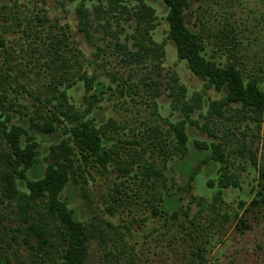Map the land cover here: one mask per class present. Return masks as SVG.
Wrapping results in <instances>:
<instances>
[{
	"label": "rangeland",
	"instance_id": "374dc122",
	"mask_svg": "<svg viewBox=\"0 0 264 264\" xmlns=\"http://www.w3.org/2000/svg\"><path fill=\"white\" fill-rule=\"evenodd\" d=\"M191 2L188 26L204 34L208 57L259 79L264 92V0ZM144 4L155 13L151 38L163 46L160 68L136 57V2L0 0V114L38 144L39 164L28 177H43L54 145L68 143L79 152L71 131L76 117L90 119L114 161L106 169L96 159L85 166L78 155L83 179L62 194L78 219L103 231L90 242V264H264V113L234 103L212 110L226 91L180 60L169 39L167 5ZM175 76L186 90L182 102L201 96L200 108L187 113L180 103L173 109ZM181 122L186 156L164 168L160 140L172 148V125ZM214 147L227 163L209 161ZM8 151L0 135V264H54L51 251L61 262L62 252L37 246L18 201L6 193ZM223 169L239 187L223 189L214 203ZM170 199L178 207L167 210ZM198 245L204 261L197 259Z\"/></svg>",
	"mask_w": 264,
	"mask_h": 264
},
{
	"label": "trees",
	"instance_id": "16d2710c",
	"mask_svg": "<svg viewBox=\"0 0 264 264\" xmlns=\"http://www.w3.org/2000/svg\"><path fill=\"white\" fill-rule=\"evenodd\" d=\"M74 2L77 0H66ZM100 3L105 1L117 5L124 0H93ZM139 5L135 14L140 20L137 27V52L139 60H152L153 66L160 68L161 60L164 56L163 46L157 45L151 38L153 21L155 20L154 10L144 4L145 0H128ZM164 2L169 8L167 17L169 23V39L172 40L178 51L180 60L187 63L189 69L200 79L212 85L217 91H226L223 100L213 101L212 110H221L230 104H239L244 109H250L253 113H264V92L259 87L260 80L256 78L248 79L242 72L230 64L222 66L208 57L204 34L201 30L196 31L188 26V11L192 9L191 0H158ZM124 7V6H122ZM202 24V20L199 19ZM152 27V28H151ZM195 27V26H194ZM177 85L172 86V107L177 110L180 103L188 112H193L200 108L201 96H198L192 103L182 102L181 96L185 95V88L179 84V79L174 78ZM89 89L91 87H88ZM61 106L68 104V95L65 91L60 93ZM2 96L0 94V105ZM69 105V104H68ZM72 105L68 106L67 112H73ZM185 110V111H186ZM6 116V120H3ZM188 116V114H187ZM77 125L72 128L74 142L79 152L68 143L54 145L51 148L50 164L46 167L43 177L38 180H31L28 172L39 164L38 144L33 138H29L27 131L20 126L8 123L11 121L7 115L0 114V135L9 144V151L6 156L9 161L6 172V193H10L18 201L19 208L23 211L32 238L37 239V246H49L60 254L62 261L58 262L55 252L49 254L54 264H90L88 262L89 247L91 240L96 234L102 236L103 231L96 223H87L78 219L75 210L70 207L62 194L66 186L74 181L80 185L81 166L78 155H81L85 166H88L90 159H96L102 168L106 169L112 160L113 152L108 147V141L104 140L99 128L90 119L76 117ZM156 129H154L155 131ZM177 142L172 148L165 140L161 139L159 146L166 156L164 168L174 157L183 158L187 153L188 137L186 124L181 122L172 125ZM53 130L50 128V132ZM24 137H28L23 145ZM214 152L209 161L219 160L227 163L223 151L218 147L213 148ZM66 151L67 153H64ZM66 154V155H64ZM64 155V156H63ZM61 156H63L61 158ZM207 162V161H206ZM209 163V162H207ZM153 169V167H152ZM220 175L218 184V194L214 198V203L221 200L222 190L228 187H239V184L232 180L226 170ZM198 172L190 175V182L194 181ZM189 185V184H188ZM215 187V184H210ZM217 186V185H216ZM24 188V190L21 189ZM260 202L264 205V193L259 194ZM178 207L175 199L168 200L164 208L172 209ZM175 213V212H174ZM197 259L204 261L199 254L202 250L198 245ZM50 252V251H49ZM200 261V263H201Z\"/></svg>",
	"mask_w": 264,
	"mask_h": 264
}]
</instances>
